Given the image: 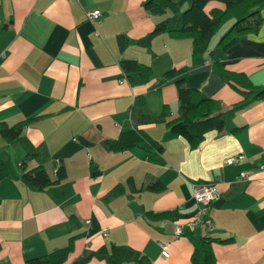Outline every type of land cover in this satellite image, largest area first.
Listing matches in <instances>:
<instances>
[{
	"label": "crops",
	"instance_id": "1",
	"mask_svg": "<svg viewBox=\"0 0 264 264\" xmlns=\"http://www.w3.org/2000/svg\"><path fill=\"white\" fill-rule=\"evenodd\" d=\"M188 2L178 0L179 9ZM92 8L95 20L86 16ZM180 24L179 10L151 12L142 0H0V120L27 118L15 137L0 135L8 169L0 178V264L21 263L70 235L62 264H139L142 255L153 264H190L204 235L216 237L215 264H264V96L244 99L245 86L213 63L264 83V17L226 48L217 44L226 27L211 43L214 33L196 63L191 38L168 30ZM125 58L148 64V78L125 70ZM171 67L212 96L224 117L195 146L165 121L146 118L163 104L166 118L178 113L173 78L158 82ZM132 127L162 148L144 140L107 145ZM33 149L42 153L27 165L40 162L54 177L62 163L65 174L43 188L26 181L19 161ZM237 152L243 157L225 160ZM156 179L161 188L147 186ZM208 182L219 189L206 208L211 225L184 224L176 234V222L195 210L193 186Z\"/></svg>",
	"mask_w": 264,
	"mask_h": 264
},
{
	"label": "trees",
	"instance_id": "2",
	"mask_svg": "<svg viewBox=\"0 0 264 264\" xmlns=\"http://www.w3.org/2000/svg\"><path fill=\"white\" fill-rule=\"evenodd\" d=\"M209 1L189 0L183 9H179L178 0H142V4L151 12H160L167 7L173 11L179 10L181 24L170 27L168 30L175 37L188 36L191 38V60L196 63L199 61V55L208 49L212 35L224 22L231 19L217 40V44L221 48H226L234 43L242 33L255 30L264 17V14L260 11L264 7V0H217L222 2V6L208 5ZM87 18L91 20L88 16ZM164 26L165 23L163 22L156 29ZM210 51L212 50L210 49ZM213 63L217 69L228 74L232 80L245 86L244 99L264 96V83H254L246 73L227 69L216 60ZM121 64L125 70L138 71L144 79L148 78L150 72L148 64L136 58L122 59ZM170 78H173L176 86L178 113L175 116L166 118L169 107L163 104L161 109L149 114L146 118L165 121L170 130L184 136L190 146H195L204 136L206 130L213 127L220 128L223 125L224 117L221 111L214 110L213 97L203 95L196 87L186 84L184 77L177 73L174 67L165 70L158 78V82L161 83ZM26 119L22 118L11 124L0 120V135L6 137V139L15 137L21 131ZM141 140L148 142L151 147L162 148L161 142L151 137L141 127L123 129L115 137L106 139V143L112 149H123L138 144ZM41 153L40 150L33 149L26 152L19 161L22 167V177L38 188H43L46 184L61 178L65 174L62 163L55 165L54 177L50 176L40 162L34 165L26 164L28 157L38 156ZM7 173L6 163L0 155V178ZM162 185L160 179L147 184L148 187L154 189H159ZM72 236H69L64 245L51 248L38 255L29 256L23 262L17 264H62L71 248ZM215 238V236L207 235L201 237L200 245L194 246L190 254V264H215V256L210 244L211 240ZM139 264L153 263L148 257L142 255L139 258Z\"/></svg>",
	"mask_w": 264,
	"mask_h": 264
},
{
	"label": "built area",
	"instance_id": "3",
	"mask_svg": "<svg viewBox=\"0 0 264 264\" xmlns=\"http://www.w3.org/2000/svg\"><path fill=\"white\" fill-rule=\"evenodd\" d=\"M87 16L91 20H95L98 17L97 9H89L86 11ZM123 79V78H120ZM242 153L230 154L225 157L226 161H236L242 157ZM260 167L264 168V161L259 163ZM250 173L246 171H240L238 178H249ZM219 189L216 182H208L196 184L193 186L192 195L196 202L195 210L190 219L186 222H176L174 232L177 234L181 231L184 224L188 225L190 228H193L198 223H205L207 226H210L212 221L209 216L206 215V208L208 204L213 200V198L218 194ZM107 232L106 229L101 231L102 234ZM166 242H162V248L165 250Z\"/></svg>",
	"mask_w": 264,
	"mask_h": 264
},
{
	"label": "rangeland",
	"instance_id": "4",
	"mask_svg": "<svg viewBox=\"0 0 264 264\" xmlns=\"http://www.w3.org/2000/svg\"><path fill=\"white\" fill-rule=\"evenodd\" d=\"M184 7H185V6H184ZM184 7H183V8H184ZM183 8H181V9H183ZM173 12H177V11H173ZM225 27H226V25L220 27V28L215 32V34L213 35V38H212L211 43H213V41L216 39V37H218L220 31H222Z\"/></svg>",
	"mask_w": 264,
	"mask_h": 264
}]
</instances>
